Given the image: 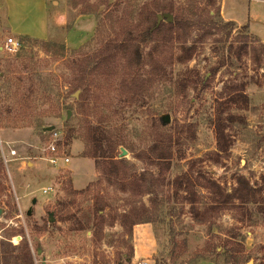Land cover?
I'll return each instance as SVG.
<instances>
[{"label": "rangeland", "instance_id": "rangeland-1", "mask_svg": "<svg viewBox=\"0 0 264 264\" xmlns=\"http://www.w3.org/2000/svg\"><path fill=\"white\" fill-rule=\"evenodd\" d=\"M47 2L56 19L66 16L65 24L56 25L58 31H53L59 37L55 43L61 47L46 50L40 44L22 43L24 48L11 52L7 39L36 36L33 34L42 32L41 17L36 14L40 21L34 24L17 20L11 30L4 0H0V65L7 72L0 80V264H264V213L259 208L263 204H251L250 215L243 209L224 207L210 220H198L187 194H176L179 188L175 184L182 174L202 173L231 190L236 177L245 175L252 184L262 186L258 203L262 201L264 0ZM156 3L159 6L154 8ZM129 7H136V14L123 27L120 22ZM161 8H169L166 11L173 14L174 21L180 15L198 19L211 14L218 24L234 21L237 25L231 34L227 29L195 27L188 37V46H195L192 58L184 63L175 58L170 76L148 84L142 100H127L122 77L129 75L121 54L110 63V70L100 64L98 72L93 70L82 78V66L94 67L95 54L109 41H124L126 28ZM82 9L99 10L103 36L87 46L86 42L67 48L65 28ZM81 30L91 34L92 24L83 23ZM96 32L97 28L94 37ZM182 44L174 41L178 55ZM74 50L78 52H70ZM21 52L32 57L27 60L29 68L18 58ZM37 75L42 78L37 80ZM38 88L41 90L31 94ZM167 116L170 119L164 122ZM220 116L227 123L231 144L217 158L212 154L218 151L216 123ZM48 126L53 129L44 131ZM95 126L116 133L114 139L121 141L117 157L129 162L127 172L132 180L153 185V196L104 177L107 161L93 156L91 132ZM159 126L173 128L175 133L185 130L169 166L152 163L150 146ZM54 142H60L58 154L63 161L69 158L68 164H51L48 148ZM89 185L90 191L76 196V202L70 197L68 210L89 218L94 210L92 192L95 197L101 195L108 205L103 228L100 233L91 225L70 231L60 221L58 202L70 196V191ZM194 190L201 202H210L206 189L197 184ZM143 206L155 210L154 224L123 221L122 215ZM171 239L186 242V249L173 252ZM21 252L18 263L14 259ZM220 252L223 256H216ZM200 255L219 263L199 262Z\"/></svg>", "mask_w": 264, "mask_h": 264}, {"label": "trees", "instance_id": "trees-1", "mask_svg": "<svg viewBox=\"0 0 264 264\" xmlns=\"http://www.w3.org/2000/svg\"><path fill=\"white\" fill-rule=\"evenodd\" d=\"M159 5L156 3L154 8ZM172 9V8H171ZM80 13H92L97 18V32L96 36L91 39L86 46L90 44L92 41L95 42L98 37H102L101 33V19L99 17V10L95 11H85L86 9H82ZM169 8H161L160 10L154 12L151 10V14L149 17L142 16L140 20L135 21L132 27H128L125 30L127 31V35L124 41L116 40L115 42L109 41L105 47L100 50L97 54H95L94 59L96 61L93 63L91 69L88 67L82 66L83 76L85 78L86 75L91 74L93 70L98 72L99 65L104 64V69L110 70V63L115 60V58L121 54L122 58L126 59V67L128 68V76H123V84L126 90V95L128 96L127 100L131 103V99L135 102L136 100H142L143 95L146 94V86L149 84H154L157 80L163 81L166 77L170 76L171 68L176 64V60L180 63L187 62L195 51V46H188V37L193 31L195 27H204L209 26L211 28H218V30H229V34L232 33V30L237 25L234 21H229L226 23L218 24L215 20L214 15L208 14L205 18H193L186 16H178L173 23H158V14L171 13ZM160 11H166L162 13H157ZM79 14V13H78ZM136 7H129V11L120 24L124 27L125 23H129L130 19L135 16ZM77 16V15H76ZM76 18V17H75ZM74 18V20H75ZM74 20L72 23L70 22L67 25V30H70L73 26ZM166 20V19H165ZM172 22V21H171ZM177 25L176 31L174 30ZM247 27V26H246ZM21 42L26 45H35L40 44L46 50H52L56 46H60L53 41H48L46 39H39L30 36H20ZM127 40L126 43H123ZM178 40L183 42L181 45V54H177L174 48V41ZM22 44V45H23ZM25 46L23 45L22 48ZM65 49L64 46H62ZM32 52V51H31ZM70 52H78V51H70ZM18 58L23 59V62L28 64L27 68H29V63L27 60H32V57L29 54H23V52L18 54ZM259 61V57L255 58ZM147 69V70H146ZM7 76V72L3 69L2 65H0V80ZM42 75H37V80H40ZM53 88V85H50ZM88 87H91L90 85ZM246 84L241 86V90H245ZM79 89V88H78ZM41 89L34 90L31 94L40 91ZM153 95V93H152ZM22 113H20V118L22 119ZM106 118V117H105ZM221 120L216 123L217 129V144L218 151L213 152V156L220 157V153L223 151H227L230 148L231 141L226 134L227 123L222 120L221 116L219 117ZM105 120V119H104ZM159 132L156 133L153 142L150 146V152L153 156V164L156 166L158 162L163 163L166 166H169L174 157V147L176 144L181 143L183 136L182 133L185 130H176L173 128L161 127L159 126ZM192 130V125L189 127ZM49 131V126L44 128V131ZM91 143L93 144V156L104 159L107 161L106 165L103 167V175L110 182L114 184H120L124 187H131L134 190H138L141 193L152 194L154 192L153 185H148L145 182L141 184L136 183L131 179L130 175L127 172L128 161L123 158L117 157V139H114L115 134H111L109 131L105 130V127L95 126L93 132H91ZM59 143H57L58 146ZM59 148V147H58ZM218 162V161H216ZM99 166V165H98ZM120 176V179H119ZM145 175H141V179L145 180ZM234 187L229 190L227 187H224L220 181L213 177H207L202 175V173L198 174H182L175 179L176 187L179 190L176 194H179L183 191L186 196L187 202L190 204L193 214L196 216L198 220L208 221L211 219L213 214H216L221 208H237L243 209L244 212L250 215V205L257 203L263 204L260 206V211L264 213V196L261 197L263 203L259 202L258 194L262 193V186H257L252 184L251 180L245 175H238L235 179ZM121 182V183H120ZM199 184L201 187L207 190L209 194H211L210 202H203V206L201 205V201L198 199L197 192L194 188ZM91 185H89L86 189L78 190V191H70V196L66 199L58 202V207L60 211V221L67 223V228L70 231L76 232L77 230L84 229L86 227L93 226L92 228L96 229L97 233H100L102 230L103 222L105 221V217L103 212H105L107 205V201L104 197L98 194L95 197L94 192V210L91 213V217L87 218L85 213L82 215H78L77 212H71L68 210L70 206V199H74L76 202V196L81 194H86L90 191ZM158 194H156L157 196ZM153 196V195H151ZM71 197V198H70ZM76 205V204H75ZM155 210L152 209L148 211L146 206L138 210H130L128 213L122 215L123 221H128L130 219L132 224L140 223V222H155L153 214ZM80 214V213H79ZM88 222V223H86ZM217 246H221L218 244ZM216 246V248H217ZM28 248V247H27ZM186 249V242H179L175 239H171V250L175 253H180ZM29 252L30 249L28 248ZM28 253V252H27ZM21 252L15 256V261L20 262L22 259ZM216 256H223V254L217 253ZM215 256V257H216ZM213 257V256H212ZM204 259L214 260L219 263L216 258H207L205 255H200L199 262ZM34 264V261L33 263Z\"/></svg>", "mask_w": 264, "mask_h": 264}, {"label": "crops", "instance_id": "crops-1", "mask_svg": "<svg viewBox=\"0 0 264 264\" xmlns=\"http://www.w3.org/2000/svg\"><path fill=\"white\" fill-rule=\"evenodd\" d=\"M48 0H4L7 13L8 27L14 29V22L17 20L25 21L29 24L39 23L41 20L42 32L34 33V37H46V40H52L56 42L58 36L53 35V31H58L57 26H63L66 22V16H62L60 19H56L55 14L49 12ZM30 13H33L30 15ZM36 14L41 17L39 21L36 20ZM76 16L73 26L70 30L65 28V34L63 37V43L67 48H78L92 39L95 35L97 28V18L92 13H79ZM90 22L92 24L91 34H86L84 30H81L83 23ZM79 28L78 34L76 32ZM37 37V38H40Z\"/></svg>", "mask_w": 264, "mask_h": 264}, {"label": "built area", "instance_id": "built-area-1", "mask_svg": "<svg viewBox=\"0 0 264 264\" xmlns=\"http://www.w3.org/2000/svg\"><path fill=\"white\" fill-rule=\"evenodd\" d=\"M6 47L11 52H17L22 47V42L15 37H9L6 41ZM54 136H56V138H58V133H55ZM48 149L51 153L50 162L52 165L57 166V165L62 164V162H64L65 164L69 163V161H70L69 158H64V161H63V159H61V157L58 154L59 148L55 142L50 144ZM45 191H47L46 188H45ZM139 264H146V263L140 262Z\"/></svg>", "mask_w": 264, "mask_h": 264}, {"label": "water", "instance_id": "water-1", "mask_svg": "<svg viewBox=\"0 0 264 264\" xmlns=\"http://www.w3.org/2000/svg\"><path fill=\"white\" fill-rule=\"evenodd\" d=\"M164 19H166V21H169V22L173 21V14L172 13L158 14V23L162 22V20ZM169 119L170 117L167 116L163 119V121L166 122V121H169ZM49 129L51 130L53 129V127H49ZM123 152L126 153L127 151L124 149ZM34 202H36V199L34 200ZM29 214H31V211H29Z\"/></svg>", "mask_w": 264, "mask_h": 264}]
</instances>
